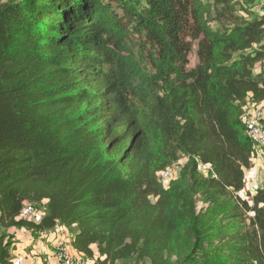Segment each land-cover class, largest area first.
Instances as JSON below:
<instances>
[{
  "label": "trees",
  "instance_id": "trees-1",
  "mask_svg": "<svg viewBox=\"0 0 264 264\" xmlns=\"http://www.w3.org/2000/svg\"><path fill=\"white\" fill-rule=\"evenodd\" d=\"M143 3L140 59L103 0H0V229L65 226L91 264H166L174 243L176 264H264V184L238 194L259 146L241 117L264 102V16L216 31L202 0ZM42 200L39 222L16 220Z\"/></svg>",
  "mask_w": 264,
  "mask_h": 264
},
{
  "label": "rangeland",
  "instance_id": "rangeland-1",
  "mask_svg": "<svg viewBox=\"0 0 264 264\" xmlns=\"http://www.w3.org/2000/svg\"><path fill=\"white\" fill-rule=\"evenodd\" d=\"M209 9L206 14L208 19V24L211 29L216 31L228 30L234 26L241 24L243 21H252L255 18L264 16V0H202ZM106 7L109 8L111 16L118 22L124 30V40L123 45L134 52L136 57L142 59L141 53L147 49L148 39L146 33L144 32L140 23L135 24L136 12L143 16L142 7L144 5L143 0H103ZM263 41H264V31H262ZM192 52L189 55L188 67H192L197 63V41L191 42ZM256 46V45H255ZM253 75L257 79H264V56L258 60L253 68ZM246 122H253L256 128L264 134V102L254 103L249 98L246 99L243 106V115L241 117ZM258 148L252 158V166L249 170L245 171V184L244 189L238 194L242 198L246 197L247 193H253L255 189L261 187L264 184V145L258 143ZM188 158L184 155H180L179 159L175 161L173 165V171L178 174H182L185 170ZM206 168L199 167V171L205 175ZM176 175V174H175ZM177 175L176 177H178ZM205 205L201 202H196V211L200 214L201 209ZM38 207H44L42 204H38ZM0 236L4 238V244H8L10 247V262L14 256L17 255V251L21 253L24 251V244L26 238H33L29 246H27L24 253H29L35 246L39 245L42 240L41 234H31L29 229L20 230L18 227L8 228L6 230L0 229ZM45 241L46 238L44 239ZM93 251L97 256L96 247L93 246ZM187 251L184 245L179 243H174L171 245L169 250L164 254L166 258V264H176V262L183 256ZM26 262L28 258L24 256ZM83 264H91V259L85 255H81ZM37 264V263H32ZM114 264H152L147 258H139L137 256H132L127 259H122Z\"/></svg>",
  "mask_w": 264,
  "mask_h": 264
},
{
  "label": "built area",
  "instance_id": "built-area-1",
  "mask_svg": "<svg viewBox=\"0 0 264 264\" xmlns=\"http://www.w3.org/2000/svg\"><path fill=\"white\" fill-rule=\"evenodd\" d=\"M244 123L245 120L243 119ZM248 128V135L250 138L255 140L257 143L264 145V134L261 133L256 125L249 121L246 122ZM207 169L205 170V175L208 174L209 167L203 164H199V167ZM173 165L171 164L166 169L157 173L159 183L166 188L171 179L176 178L178 171H173ZM176 174V175H175ZM38 204L44 205V207H38ZM46 212V200H42L39 203L24 201L20 208L16 220L22 219L29 222L37 223L39 222ZM43 236L46 238V242L49 245V257L54 260L55 264H83L80 257V253L76 252L70 244V229L62 226L56 225L53 229L43 232ZM46 263L48 262L47 258L45 259ZM42 264H45L44 261H41ZM11 264H26L25 258L22 254L17 253L16 256L11 259Z\"/></svg>",
  "mask_w": 264,
  "mask_h": 264
},
{
  "label": "crops",
  "instance_id": "crops-1",
  "mask_svg": "<svg viewBox=\"0 0 264 264\" xmlns=\"http://www.w3.org/2000/svg\"><path fill=\"white\" fill-rule=\"evenodd\" d=\"M12 228V227H11ZM14 228V227H13ZM27 228H20V230H25ZM31 231V230H30ZM31 234L33 235L34 233L31 231ZM37 234V233H36ZM35 235V234H34ZM42 240L40 243H38L39 245L35 246V249L32 251H30L29 253H24V251L26 250L27 246H29L32 242V237L30 238H26L25 239V246H24V251H21V253L19 251H17V253L22 254L23 256H26L28 258V261H31L30 263H37V264H42L41 261L43 260L45 264H55L54 260L49 257L48 253L50 251L49 249V245L47 244V242L44 240L45 236H43V234H41ZM95 245H92V247ZM81 254V253H80ZM83 255V254H81ZM80 255V257H81ZM48 260V262L46 263V259ZM25 263L28 264L25 260Z\"/></svg>",
  "mask_w": 264,
  "mask_h": 264
}]
</instances>
